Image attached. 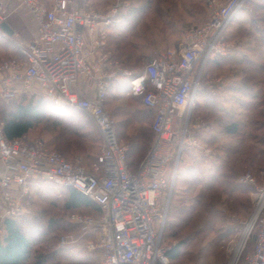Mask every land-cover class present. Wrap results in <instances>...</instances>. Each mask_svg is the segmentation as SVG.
<instances>
[{"label":"built area","instance_id":"1","mask_svg":"<svg viewBox=\"0 0 264 264\" xmlns=\"http://www.w3.org/2000/svg\"><path fill=\"white\" fill-rule=\"evenodd\" d=\"M13 1L26 9L37 31L31 41L19 45L21 58L0 63L1 97L10 100L20 92L29 93L47 98L58 108L85 112L97 125L102 144L89 167L83 156L68 158L43 138H8L5 121L0 119L2 221L23 213L32 179L61 183L76 188L100 208L97 217L71 216L80 227L78 240L86 242L89 253L99 255V264H170V246L162 242L165 193L176 180L189 132L186 124L202 86L206 61L230 52L226 32L248 0H207L208 20L186 26L179 50L158 53L146 60L141 71L123 72L113 69L107 56L90 60L86 50V34H99L98 44L105 45L106 27L114 23L119 5L104 13L92 8L90 0ZM5 2L0 0V26L7 18ZM120 79L126 81L129 94L140 96L154 114L150 147L137 169L130 168L127 147L106 108L110 88ZM79 83L93 89L94 96L76 91ZM239 181L252 184L255 178L247 171ZM253 216L252 249L245 250V243L223 264H264V187L255 193ZM76 241L71 234L63 235L60 246Z\"/></svg>","mask_w":264,"mask_h":264},{"label":"rangeland","instance_id":"2","mask_svg":"<svg viewBox=\"0 0 264 264\" xmlns=\"http://www.w3.org/2000/svg\"><path fill=\"white\" fill-rule=\"evenodd\" d=\"M148 1L150 0H95L94 6L98 10L101 9L100 11L104 10V12L107 13L115 8L116 5H119V7H123V12L125 13L133 5L142 6ZM162 5L166 6V8L168 7L170 14H180V11L184 10L186 18H190L191 15L199 17L200 22H196V24L202 25L209 18L207 0H152L151 6L158 8L157 15H159ZM5 6L7 14L6 22H21V24L25 26L32 24L31 16L28 14V16L26 15L28 12L24 7L19 6L18 2L6 0ZM244 9H246L245 12L248 11V13H251V7L249 4H246ZM10 12H13L11 13L12 15ZM140 21L143 23V20ZM190 24L195 23L188 21L185 24V28ZM143 29L144 28H142L140 32H143ZM137 30L139 32L135 22L126 25L125 28H114L112 34H121L119 36H121V38L125 37V42H122L121 38H118V40L110 38L107 40V43L102 46V48H104L103 50L107 53L108 64L118 72L141 71L144 68L146 60L141 59L138 52L135 53V46L132 44V41L134 40L132 35L136 34ZM249 41L248 42L254 46L252 47L254 49H252V52L248 53L246 56L248 59L258 62L261 58L260 54L256 53V46L261 47V45L255 40V43L252 39H249ZM11 47L13 46L8 38H0V62L3 57L5 58L7 56V54L4 53L6 49ZM166 49L169 50L171 48ZM128 54H133L131 59H126ZM203 60L204 57L200 58L199 64L203 63ZM228 62L229 59L225 60L224 57L217 59L216 65H209L208 60L206 61L202 86L198 91L196 102L192 107L190 118L186 124L189 132L185 138L186 144L183 151V153L185 152L184 156H186L187 152L190 150H193L194 152L202 150L203 152L200 153L207 155L208 160H212L214 158L213 156L217 153V146L229 142L232 143L233 140H236L232 135H228L224 131L225 122H230L231 119H240L245 122L246 133L243 139L244 144L252 145L253 147H256L257 151L262 150L264 152V141L257 140L253 136V121L255 120L256 114L253 108L248 104V102L253 104L258 103V100L253 99L252 96L246 98L243 94L237 91L238 87L244 84L243 78L245 69L241 65H226ZM120 80L125 82L123 79ZM245 90H250L251 95L262 94L260 88H256L251 84L245 88ZM109 92L111 106L110 108L106 106V108L112 118L116 122L124 120L125 118L133 119L134 116L130 113H132L133 110H139L140 105L133 100L128 89L116 86ZM27 101V99L19 94L12 100L3 101L2 105L10 108L18 103H26ZM141 115L142 113L135 114L136 117ZM0 117H2L1 110ZM152 119L153 118L148 121V128ZM85 122H87L86 128L83 131L85 136L77 138V142H81L83 148L78 149L77 146H74L69 153H64L68 158H73L76 155L83 156L85 163L91 167L92 157L100 152L101 144L99 130L94 120L88 115ZM185 122L186 119L184 118L181 125L183 126ZM133 123L134 124L127 129H123L121 125L118 124V134L119 132H124V130L131 133L134 128L138 127L137 122L133 120ZM181 125L180 127H182ZM46 126L47 125L45 124H40L34 127L29 131L28 136L30 138L40 137L49 141L54 133L50 132ZM259 133L262 134L264 131ZM196 134L203 135L205 138H210L213 134H216L217 140L212 144L206 145L204 143L205 140L202 142L201 138H198ZM151 135H153L152 132ZM118 136L121 143L128 149L127 140L123 139L121 135ZM235 142L236 141H234V143ZM55 148L58 149V147ZM148 150L145 156L147 155ZM262 158H264V154H262ZM186 160L188 161V157H186ZM137 167L138 166H136V168ZM253 167L254 166H249L248 164L245 167L244 172L250 171L254 175L255 182L252 184H243L239 181L242 185L247 186L248 191L246 194L249 197V202L247 204H249L248 206H250V209L246 210L239 207L237 210H231L225 203L226 198L222 197V200L216 204L219 210V218L217 222L213 224L214 226L205 225L204 222L200 225V227L203 228L202 232L189 237H186L185 235L175 236V229L170 228L171 216L168 213L171 200L173 201V204L178 199V196H174L175 191L181 195L188 194L185 190V188H187L185 183L181 182L184 173L181 174V177L177 181L175 180L172 189L166 190L165 198L168 205L162 233V242L165 246H173L178 243L180 238H186L187 245L184 246V248L189 252V255L184 256L179 261V264H223L231 257L240 239L241 233L245 230L254 213L255 193L258 189L264 187V167H262V165H260V167H262L261 169L259 166H255V169H253ZM240 177L238 180H240ZM28 195L29 196L23 199V213L18 216L23 229L33 241L31 257L27 264L33 263L40 255H46L49 257L48 259L50 262L54 261L58 264H99V255L89 253L86 248V242L80 239L78 240L80 227L71 219L72 214H90L97 217L95 207L85 206L77 211H68L64 207L68 195V186L61 183L55 184L45 182L37 178L30 181V191ZM51 220L56 222L53 231L49 225ZM2 222L3 221L0 217V224ZM68 223L71 225L67 226L66 224ZM61 225H63V228L59 227ZM45 228L48 229V232L45 233L44 236L42 232L46 230ZM67 234L73 235L77 241L75 243H70L66 251H60L61 236ZM253 242V234H250L246 242L245 250H251ZM55 249H58V251L54 254L53 252Z\"/></svg>","mask_w":264,"mask_h":264},{"label":"trees","instance_id":"3","mask_svg":"<svg viewBox=\"0 0 264 264\" xmlns=\"http://www.w3.org/2000/svg\"><path fill=\"white\" fill-rule=\"evenodd\" d=\"M151 3L152 0L142 6L133 5L127 12H122V21L115 25L114 28H125L126 25L132 22H135V25H137L140 20H131V16L138 15L142 19L143 15L151 7ZM247 4L252 9L251 26L250 28L242 29V32L253 36L260 43L261 47L264 48V0H248ZM119 35L121 34H112L111 38L118 40V38H121ZM124 38H121L122 42H125ZM132 55L128 54L126 59H131ZM223 56L214 55L210 57L208 61L209 65ZM240 65L245 69L244 84L238 87L237 91L246 98L252 96L253 99L258 100V103L253 104L248 102V104L256 114L255 120L253 121V136L257 140L264 141V133H259L264 131V55L258 62L252 59H243ZM123 84L121 80H115L110 90L116 86L127 89L126 84ZM250 84L256 88H260L262 94L251 95L250 90H245ZM137 97L142 102L141 97ZM3 101L9 100L0 97V110L2 111V117L0 119L5 121L4 130L8 138L23 137L34 127L45 124L47 125V129L54 133L49 141H46L51 148L60 151L66 157L67 155L64 152L69 153L72 147L77 146L78 149L83 148L82 143L77 142V138L85 136L83 131L86 128L87 122L85 120L88 118V114L73 108H57L50 100L44 97H32L26 103H18L10 108L3 106ZM143 106L149 112L146 116L141 115L139 118L136 117L135 114L140 113L139 110H133L130 113L134 116L133 119L138 120V127L134 128L131 133L124 130V132L122 131L118 134L127 140V159L132 169H137L138 167L136 168V166H139L138 164L145 158L144 156L153 136L151 135L153 119L149 128L148 121L153 118L154 114L147 106L144 104ZM133 119L125 118L124 122L120 124L121 127L127 129L132 124ZM116 124L118 125L117 122ZM245 128V122L240 119H231L230 122H225L224 131L226 134L232 135L236 140H233L232 143L229 142L217 146V153L213 156L214 158L212 160H208L207 155L201 154L200 152H203L202 150L198 152L187 150L186 156H184L185 152L182 153L176 181L184 173L181 182L185 183L187 187L185 190L188 194L181 195L175 191L174 196H178V199L173 204L171 200L169 205L168 213L171 216L170 228L175 229V236L185 235L189 237L194 234H199L203 229L200 227L202 223L205 222V225H213L216 223L219 218V210L216 204L222 200V197L226 198L225 203L231 210H237L239 207L246 210L250 209L249 204H247L249 202V197L246 194L248 191L247 186L242 185L238 179L248 164L249 166H254L253 169L258 166L260 169L264 167V158H262L264 152L262 150L257 151L256 147L252 145L244 144ZM196 135L198 138H201L202 142L205 140L204 143L206 145L212 144L217 140L216 134H213L210 138H205L199 134ZM99 139L100 144H102L100 132ZM234 141L236 142L234 143ZM54 146L58 147V149ZM99 153L92 157L91 165ZM186 157H188V161ZM85 206L95 207L97 216L101 215L100 208L95 202L76 188L68 186V195L64 205L65 209L68 211H77ZM55 223V221L51 220L49 224L52 231L54 230V225H56ZM66 225L69 226L71 224L68 223ZM59 227L63 228V225ZM45 229L42 232L44 236L48 232V229ZM185 239L180 238L178 243L170 246L168 249L167 253L170 258V264H179V261L184 256L189 255V252L184 248L187 245ZM32 246V238L27 235L18 218H6L0 224V264H27L31 257ZM66 249H68V246L59 248L60 251H66ZM57 251L58 249H55L53 253L55 254ZM48 258L46 255H40L31 264H58L54 261L50 262Z\"/></svg>","mask_w":264,"mask_h":264},{"label":"crops","instance_id":"4","mask_svg":"<svg viewBox=\"0 0 264 264\" xmlns=\"http://www.w3.org/2000/svg\"><path fill=\"white\" fill-rule=\"evenodd\" d=\"M94 1L95 0H90L91 7L97 9L94 6ZM100 10L101 9H99L98 11ZM245 10L246 9L242 10L235 17V19L233 20L232 24L229 26L226 32V40L232 46L230 52L223 56L225 60L229 59V62L226 65L231 64V65L240 66L241 60L248 59L246 55H248V53H251L252 49H254L252 48L254 46H252V44L249 43L250 42L249 39L250 40L252 39V41L255 40L254 37L242 32V29H247L250 28L251 26L250 25L251 13H248V11L245 12ZM250 11H252V9H250ZM101 12H104V10H102ZM122 12H123V7H119L118 14L115 16L114 19V23L106 27L107 37L105 44L107 43V40L111 38V35L114 30V26L122 21L121 18ZM11 13L13 12H10V14ZM157 13H158V8L155 6H151L146 11L142 19L138 15L131 16V20H135V21L143 20V23H141L142 21H140L137 24V29H139V32L137 30V33L132 35V38H134L132 44L135 46L134 47L135 53L138 52L140 58L143 60H148L149 58L157 55L160 52L167 51L166 48H171L172 50L175 49L178 50V48H180L183 43L186 22L188 21L193 22L195 24H190V25L200 26V24H196V22L198 23L200 22L199 17L191 15L190 18H186L184 15V10H181L180 14L179 13L170 14L168 11V7L166 8V6L162 5L160 8L159 15H157ZM27 14L28 13H26V15ZM7 23L14 30V34L8 35L3 30H0V37L8 38L11 41V45L13 47L6 49L4 53L7 54V56L5 58L3 57L1 62L9 58H21L18 52L19 45L31 41L36 36V31H37V26L33 19L31 22L32 24L27 26L22 25L21 22L13 23L7 21ZM141 27L144 28L143 32H140L142 29ZM253 29L255 30V28ZM98 39H99V34L96 35L86 34V50L89 53L88 58L90 60H95L100 56H107V53L105 52V50H103L104 48H102V46L98 44ZM256 47H257L256 53L260 54V58H261L264 55L263 54L264 48L259 46ZM213 64L216 65V61H214L211 65ZM125 82H123L124 83L123 85H125ZM74 89L76 91L86 93L89 96H94L95 94L94 90L87 88L86 84L84 83L77 84L74 87ZM19 94H21L28 101L32 97H35L29 93H23V92L18 93L16 96H18ZM130 96L133 98L134 101L138 102V104L140 105L139 111L140 113H142V115L146 116L147 114H149V112L145 110L139 97L133 95ZM109 99L110 97L108 96L106 106L110 108L111 103ZM133 120L135 122H138L137 119H133ZM122 121L124 122V120H121L117 123L120 125ZM132 124L134 123L132 122ZM28 133L26 134V136L29 135Z\"/></svg>","mask_w":264,"mask_h":264},{"label":"bare ground","instance_id":"5","mask_svg":"<svg viewBox=\"0 0 264 264\" xmlns=\"http://www.w3.org/2000/svg\"><path fill=\"white\" fill-rule=\"evenodd\" d=\"M254 218H255V216H253L251 218V220L247 224L245 230L243 231V233H241L240 239H239V241H238V243L234 249L235 255L241 251V249L244 247L245 243L247 242L249 234H250V230H251V227H252V224L254 221Z\"/></svg>","mask_w":264,"mask_h":264},{"label":"water","instance_id":"6","mask_svg":"<svg viewBox=\"0 0 264 264\" xmlns=\"http://www.w3.org/2000/svg\"><path fill=\"white\" fill-rule=\"evenodd\" d=\"M1 30L6 32L8 35H13L14 30L11 28V26L7 22H3L0 26Z\"/></svg>","mask_w":264,"mask_h":264}]
</instances>
